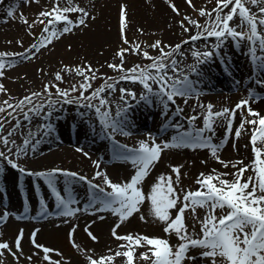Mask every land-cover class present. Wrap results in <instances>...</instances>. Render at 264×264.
<instances>
[{"label":"snow or ice","instance_id":"obj_1","mask_svg":"<svg viewBox=\"0 0 264 264\" xmlns=\"http://www.w3.org/2000/svg\"><path fill=\"white\" fill-rule=\"evenodd\" d=\"M184 2L188 8L182 10L174 0H166L174 14L169 20L183 38L175 43L157 38L151 44L128 40L127 5L120 4L118 27L122 46L115 50L110 61H105L115 72L114 76L99 71L103 64L93 67L87 59L76 64L59 61L58 69L52 73L43 67L37 68L46 77L42 86L26 89V94L19 97L13 96L0 79V93L7 94L0 102V188L4 187L3 174L10 167L17 170L18 182L31 177L38 203L34 219L56 217L60 224H68L80 213H88L100 221L113 215L115 223L110 235L117 242L106 245L103 254L97 255L93 248H81L74 238L78 225L70 226L67 236L85 256L87 264H264V114L252 107L253 101L264 99V92L260 91L264 89V0H214L211 7L198 6L194 0ZM27 3L31 4L32 0ZM16 7L10 4L2 9L6 10L4 22L15 16ZM69 13L78 15L72 17ZM19 18L33 39L27 46L23 38L16 39L21 46L18 52L0 51V78L7 75L5 69L42 55V49L53 45L63 34L72 33L77 27L80 31L88 28L95 20V13L79 3L73 5V0H67V4L52 0L35 13L31 22L23 13ZM34 25L40 26L39 33L33 31ZM228 44L243 51L249 61V72L243 79L229 70L231 65L227 62L231 57L223 51ZM67 47L71 49L72 45ZM130 55L138 59L128 66ZM216 57L227 65L225 70L232 78L234 89L246 86L245 97L234 107L214 110L211 101L206 105L200 101L206 91L200 85L212 86L204 66ZM141 59L147 62L142 63ZM65 73L69 76L75 73L79 79L69 81ZM193 74L196 79L192 78ZM98 78H102L101 83L93 86ZM62 83L66 86L62 87ZM137 84L141 86L139 91ZM193 97L197 104L191 105V114L185 116L184 109ZM141 104L146 108H160L164 122L159 132L148 133V140H139L138 147L122 144L115 136L133 134L130 128L135 124L130 114ZM71 106H76V118L70 128L75 127L79 136L83 123L85 135L91 131L107 140L112 160L131 162L135 170L129 178L113 180L101 168L102 155L91 161L94 166L91 175L61 167L36 170L27 167L29 157H34L46 140L59 139L57 121L67 119ZM237 110H240L238 125L235 123ZM176 116L181 119L173 120ZM201 117L202 126L198 127L196 121ZM182 121H186L187 127ZM225 125L223 136L216 142L217 127ZM249 126L250 158H224L221 152L232 139L233 130L238 139L248 133ZM169 129L173 131L171 139H158ZM17 136L21 138L20 143L14 138ZM233 147H237L235 142ZM244 147L247 150L248 143ZM185 148L207 149L215 161L210 170H202L195 177L198 187L186 188L183 178L187 172L182 171L183 165L170 164L171 171L160 173L150 188L145 189L146 178L153 165L162 159L164 150ZM77 151L91 157L79 145ZM201 163L207 165L209 161L205 158ZM41 181L52 197V207L40 194ZM79 185H84L82 192L77 190ZM144 205L148 207V215L142 211ZM22 208V212L10 211L6 206L0 213V222L6 223L10 216L26 218L30 213L29 197L25 196ZM137 213L145 222L149 216L158 222L166 235L118 232L120 224ZM95 222L90 220L85 231L98 243L100 237L91 229ZM37 233L38 229H34L30 234V244L34 247L29 253L22 247L24 229L19 230L14 243L0 240V264H5L4 258L8 255L15 264H25L21 257L32 264L33 256L40 255L39 250L48 264H62L65 258L60 250L39 243ZM54 252L61 258L54 259ZM66 259L71 264V258Z\"/></svg>","mask_w":264,"mask_h":264},{"label":"bare ground","instance_id":"obj_2","mask_svg":"<svg viewBox=\"0 0 264 264\" xmlns=\"http://www.w3.org/2000/svg\"><path fill=\"white\" fill-rule=\"evenodd\" d=\"M174 2L182 10L188 8L184 0H174ZM213 2L214 0H208L207 3L205 2V0H194V3H196L198 6L205 7H211L213 5ZM63 3L67 4V0H63ZM75 3H79L82 7H85L90 11L94 12L95 20L92 21L90 26L88 28H85L83 31H80L77 27V29L72 33H69L68 35L56 39L53 45H49L47 48L42 49L43 54L38 56H48L51 58H56L59 55H72L74 57L86 55L92 56V58H98V56H101V58H103L104 56L102 55H108V57H114L115 50L118 47L122 46V41L119 38L118 27L119 7L121 3H125L127 5L126 36L128 40L136 42H147L148 44H151L152 41L157 38H162L163 40L171 43H175L179 39H182L179 29L175 26L172 21L169 20V16H172L174 14L171 13V10L167 5L166 0H73V5ZM152 5H155V7H153ZM33 6H35V4H33ZM33 6L30 5L29 10L26 7L22 9V13L28 19L31 15H33V13H31L34 10L32 8ZM188 10L190 11L191 9ZM69 15L75 17L76 15H78V13H69ZM19 17L20 15H17L18 19ZM140 29H143V32H141ZM7 30H9V28H7ZM174 33L180 35V38H176L177 34L176 36H174ZM10 34L11 33L9 32L8 35ZM15 35L16 37L17 35L19 37L18 33ZM22 38L24 40V46H27V44L30 43L33 39V37H31L27 31L22 32ZM68 44L72 45L71 49L67 47ZM148 50L152 51L151 48H149ZM223 51H225L227 55L231 57V60L227 62L231 65V68L229 70L232 71L234 75L239 73L242 74L239 78L243 79L244 76L249 72V63L246 60L245 53L240 50V52L237 54V52L234 51L232 47L231 49H223ZM226 67L227 65L222 64L219 57L214 58L213 61H211L208 65L204 66L205 71H207L211 76L212 86H210L209 84H203L200 85V87L204 88L205 90H209L212 93H209L207 95L203 93L200 96V101L203 102L205 105L209 101H211L214 105V110H218L220 107L223 106L234 107V105L241 98H244L246 94L243 93L244 89H246V86H241L238 90H234L233 92H227L233 88V83L231 76H229L228 72L225 70ZM15 71L10 74H14ZM17 73L20 74L19 71H17ZM192 78L196 79L195 74H193ZM180 103L182 104L183 101L181 100ZM193 104H197V100L195 97L191 98L189 100V106L185 107V116L191 114L190 106ZM252 107L260 109L262 114H264V99H261L259 101H253ZM149 108L150 107H145L142 109L135 107L133 108L130 114L135 124V127L130 128V131H132L133 134L131 136H128L117 133L116 136L118 137V141H120L122 144L135 145L138 147L137 142L139 140L149 139V132H159L161 124L164 122V118L158 116L161 110H150ZM197 111H199V108H197ZM69 116L70 117H67L69 119L66 120H73L76 118L74 115L71 114ZM179 119H181L180 116L175 117V120ZM64 120H59V124L62 125L66 123V120ZM239 120L240 115L239 112H237L235 120V123L237 125L239 124ZM142 121H145L147 123L149 121V132H142L143 126L140 125ZM196 122L199 126H202V117L198 118ZM225 127L226 125L217 127L216 136L214 137V140L216 142H218L220 137L223 136ZM80 132L81 134L77 136V129L75 127H67V129L62 128L61 130H58L56 135L59 136V139L50 138L46 142H44L41 145L39 152L34 157H29L27 161V167L32 168L34 170L40 168L61 167L91 175L92 171L94 170V166L92 165L91 161L93 159H97L99 156L102 155L103 161L101 163V168H105L113 180H122V177L125 176L128 171L126 166L127 161H114L111 159L108 141L103 142L102 139L99 137L98 141H91V143H89L88 141H82L83 139H85V137H92L94 135L91 131H89L87 135L84 134L85 127L83 123L81 124ZM172 135L173 134L168 135L169 138L167 139H171ZM249 135L250 133H248L246 137L242 136L237 139L233 130L232 139L229 140V142L226 143L224 147L229 151V154L221 153V155L226 159H236L239 158V156H248L250 158V155L248 154L249 151L251 152V146L248 142ZM70 141L72 142L70 143ZM234 142L237 144V147H233ZM72 143L77 144L83 147L85 151L90 152L91 157H85L80 151H77L75 147L73 148ZM149 143H151V141H149ZM246 143H248L247 150H245L244 147ZM95 152H98V155H94ZM194 152L195 150L187 148H185L184 151H182V149H165L162 153V159L159 160V163H163V166H166V164H181L184 166L188 165L191 161H193V159H197V163L199 166L195 167L196 169H200V167L211 168L212 164L215 163V161L211 159L210 155H208L209 163L207 165L202 164L201 161L204 160V155L198 154L196 156ZM111 161L115 162V164L109 165ZM151 172L156 174L161 173V171L158 170V167H154V165L152 167ZM29 179L30 176L23 178L22 183L25 184V186H28V182L30 181ZM17 180V170L11 169L10 167L6 168V171L3 174L4 187L0 188V213H2L4 210H1V208H5L6 206L9 208L10 211L22 212V205L25 196L29 197L30 200L32 198H35L36 194L34 192V189L32 188V185L31 187L28 186L29 190H26L24 192L23 190L21 192H17L12 188L10 189L9 193L4 194L2 192L3 189H6V183L13 185V183L10 182H15ZM190 182L192 183L194 182V180H191ZM42 184L43 182L41 181V186ZM145 185L149 186V182H147ZM83 189L84 185H79L77 188V190L80 192H82ZM43 192H48V190L43 187ZM17 198H21L22 201L19 203H15ZM49 205L50 207L53 206L52 201L51 203H49ZM37 211L38 203L36 202L34 204V207L30 208L29 214H31L32 216H36ZM111 217L112 215H108L105 220H109L111 219ZM130 218L126 220L127 225H130L132 222ZM16 219L20 218H17L16 216H10L6 223L0 222V232L7 228H12L16 224H19L18 221H15ZM54 220L55 219L47 218L42 223L31 224L39 228L40 232L38 234V238L42 235H51L52 230H50V228L61 225L59 222H56ZM20 224H22L24 227L30 225L28 221H21ZM9 258V255L4 258L5 264H8Z\"/></svg>","mask_w":264,"mask_h":264},{"label":"rangeland","instance_id":"obj_3","mask_svg":"<svg viewBox=\"0 0 264 264\" xmlns=\"http://www.w3.org/2000/svg\"><path fill=\"white\" fill-rule=\"evenodd\" d=\"M52 0H39V3L36 2V0H32V3L29 4L27 3V0H0V51H5V50H9V51H15L18 52L20 51L21 46L18 45L15 41L18 38H22V32L23 31H27V25L24 24L20 18H17V15H20V13H22V9L23 8H27L28 10L30 9V5L33 6V4H35V6H33L32 8L34 9L33 15H31L29 17L31 22L34 18H35V13L38 12L40 10V8H43V6L45 4H49L51 3ZM10 4H16V13L15 16L12 18H9L7 20V22H4V17L6 16V10H2V9H6V6L10 5ZM66 4V3H64ZM32 11V9H31ZM253 11H255V8L253 7ZM17 18V20H16ZM28 19V20H29ZM238 22V21H237ZM7 28H9V30H7ZM39 25H34L33 26V31L35 32H39ZM11 29V30H10ZM9 32L11 33L10 35ZM19 34V37L15 34ZM69 33H65L63 34V36L68 35ZM177 33H174V36H176ZM180 38V35L177 34L176 38ZM183 38V37H182ZM203 38H201L202 40ZM210 40H214L215 38H209ZM9 41H12L11 43H9ZM197 47H199V44L197 45ZM210 47V46H209ZM231 47L233 48L234 51L237 52V54L240 52L239 49H237L235 47L234 44H228L227 48L231 49ZM81 54V53H80ZM104 56L103 58H101V56H98V58H92V56H86V55H82V56H72V55H68V56H63V55H59L56 58H51V57H43V56H37L36 59L34 60H29L27 62H20L17 64V66L11 68V69H5L7 72V75L3 78H0L3 80V83L5 84V86L8 88L9 92L16 97H19L21 95H25L26 89H34V88H40L43 84V81L46 77L42 76L39 72L36 71L37 68H41L43 67L47 73H52L54 71H56L59 67V61H63L65 64H76V63H80L82 59H87L89 60L93 67H96L98 64H103L104 67H101L99 69V71L101 72H105L107 73L109 76H114L115 72L113 70H111L110 68L107 67V65L105 64V61H110L113 57H108V55H102ZM107 56V57H106ZM138 58L135 55H130L128 56L127 59V64L128 66H131V64L136 61ZM247 62L249 63L248 59L246 58ZM141 62H147L146 60L141 59ZM188 62H191V57L189 56V60ZM16 70V71H15ZM13 71L14 74H10ZM17 71L20 72L17 73ZM248 71V70H247ZM27 75H24V74ZM247 73V72H246ZM10 74V75H9ZM242 74H235V76L237 78H239ZM13 77H20V79H12ZM65 77L67 80L72 81L73 79L78 80L79 77L75 76V73H73L71 76H69L67 73H65ZM102 78H98L95 82L93 86H97L101 83ZM122 83H127V82H122ZM62 87H65V84H61ZM137 87V91H139V88L141 87L140 85H136ZM234 90H238V89H234V87L232 89H230L227 92H233ZM261 92H264V89H260ZM212 93L209 90H206L204 92V94H209ZM243 93H246V89H244ZM6 93H0V102H3V100L6 97ZM246 95V94H245ZM76 106H71L68 109V114L67 117H70L69 115H74V108ZM115 108V105H113V110ZM141 109L145 108L143 106V104H141ZM150 110H155V109H160V108H155V107H150ZM81 110H83L81 108ZM161 110V109H160ZM240 110H237V112H239ZM246 111V109H245ZM185 115V113H184ZM158 116L162 117L161 114H159ZM178 117V116H177ZM163 118V117H162ZM161 118V119H162ZM69 119V118H67ZM159 119V118H158ZM64 120V119H63ZM66 120V119H65ZM64 120V121H65ZM173 120H175V117H173ZM73 120H66V123L60 125L59 122L57 121V123L59 124V130H61L62 128H70V125L72 124ZM36 121H33V124H35ZM185 124V127H187V123L186 121L183 122ZM197 124V122H196ZM141 126H143V130L142 132L147 133L149 132V121L148 123L145 121H142L140 123ZM66 126V127H65ZM197 126L199 127V125L197 124ZM8 125L5 126V128L7 129ZM97 128H98V120H97ZM160 130V129H159ZM248 133H250V126H249V131ZM248 133L246 135H244V137H246L248 135ZM67 134V132H66ZM173 134L172 130H166L162 136H159L158 138H164L167 139L169 138L168 135ZM17 139V142L20 143L21 142V138L19 136L14 137ZM115 139L117 140L118 137L115 136ZM98 141V137L93 135L92 137H85V139H83L82 141H88L89 143H91V141ZM47 141V140H46ZM45 141V142H46ZM61 141V140H60ZM103 142H106L107 140L102 139ZM63 142V141H62ZM61 142V143H62ZM68 142V141H67ZM72 141H70L71 143ZM95 143V142H94ZM73 148L75 147V149H77V144H73ZM251 146V144H249ZM81 147V146H80ZM50 149V148H48ZM182 151H184V149H182ZM196 154V156L198 154H202L204 155V159L207 158L209 159L210 153L208 152L207 149H197L194 152ZM221 153H225V154H229V151L225 148H223ZM248 153V152H247ZM251 156V152L249 151L248 153ZM94 155H98V152H95ZM208 156V157H207ZM115 161V160H114ZM119 161V160H118ZM23 162V161H22ZM109 163V162H108ZM115 164V162L111 161L109 163V165ZM163 163H159L156 162L154 164V167L157 166L158 170L164 173H167L169 171H171L170 167L168 164H166V166H163ZM127 173L125 174V176L122 177V180L125 178H129L130 175L134 172V168L131 164V162L127 161ZM198 163H197V159H193V161H191L188 165H184L182 171L183 172H187V176H185L183 178V183L185 185V187L187 188L189 185H191L192 189L194 190L196 187H198V185H196L194 182H190L191 180H194L195 177L197 176V174L202 171V170H208L210 168L208 167H200V169H196L195 167H198ZM219 167V165L217 166ZM159 174L150 172L149 177H147L146 179L149 182V186L144 185L145 189L150 188V184L152 182H155L156 177ZM29 177V176H27ZM30 181L28 182V186L31 187L32 185V180L31 177L29 179ZM13 183V185L11 184H5L6 185V189H3L2 192L4 194L9 193L10 189H14L17 192H21L23 190H29L28 186L22 183V179H19L15 181V182H10ZM25 186V187H23ZM43 187L46 188V186H41V190H40V194L44 195L48 200L49 203H51L52 198L49 195L48 192H43ZM33 188V186H32ZM47 190V188H46ZM21 198H17L15 203H19L21 202ZM37 202V197L35 196V198H32L30 200V208L34 207V204ZM50 206V205H49ZM82 206V205H81ZM4 208H1V210ZM142 211L145 213V215H148V208L146 207V205L142 206ZM111 216V214H109ZM31 214H29L26 218H20V219H16L15 221H18L19 224L20 222H29L30 225H28L27 227H24L22 224H16L15 226H13L12 228L10 227L9 229H5L2 230L0 232V240H9L10 242L14 243L15 237L16 235L19 233L20 229H24V237L22 239V247H23V251L25 253H29L34 246H32L30 244V234L34 229H38V233H37V241L39 243H43L46 246H49L51 248L54 249H59L60 252L63 254V257L65 259L62 260V264H68V260L66 258L70 257L71 258V264H87L86 262V258L85 256L81 255V251L79 249H77L76 247L73 246V244L71 243V241L69 240L67 233L69 231V228L72 224H77L78 227L74 233V238L76 240V242L78 244L81 245V248L87 247V248H93L95 250V253L98 254H103L105 252V246L108 245L110 246L112 243H116L117 241L115 240V238L111 237L110 235V229L112 227V225L115 223V218L112 215L111 219L109 220H103L100 221L98 220L95 216L90 215L88 213H80L77 214L76 218H73L69 221L68 224H61L55 227L50 228L51 231V235H46V236H40L38 238V234L40 232L39 228H37L36 226H33L31 224H37V223H42L44 222L47 218H43V219H34ZM48 218H52L55 219L54 221L58 222L59 218L56 217H48ZM22 219V220H21ZM131 224L127 225V221H124L120 224V227L118 228V232L120 233H127V232H132V233H136V232H142V233H147V234H161V235H166L161 231L160 225L158 222H154L152 220V218L149 216V219L147 222H145L144 220H141L140 215L134 214L131 218ZM191 218H189L190 221ZM90 220H95V224L91 225V229L92 231L98 235L100 237L99 242H94L91 240V238L87 235V232L85 231V225L90 221ZM17 222V223H18ZM102 222V223H101ZM101 224V225H99ZM99 225V226H98ZM46 227H50V226H46ZM173 242H175V237H173ZM40 251V255H36L33 256V262L32 264H36L37 261H40V264H48L47 261H44L42 259L43 253L42 250ZM54 259H60V255H58L57 253H52ZM10 256V255H9ZM21 259H24L25 264H28V261L25 259V257H21ZM8 264H15L14 259L10 256V258L8 259Z\"/></svg>","mask_w":264,"mask_h":264}]
</instances>
